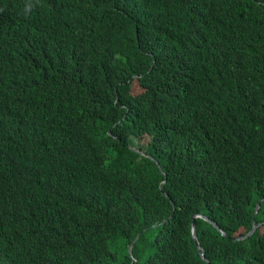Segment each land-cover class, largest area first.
Returning a JSON list of instances; mask_svg holds the SVG:
<instances>
[{
	"label": "trees",
	"instance_id": "trees-1",
	"mask_svg": "<svg viewBox=\"0 0 264 264\" xmlns=\"http://www.w3.org/2000/svg\"><path fill=\"white\" fill-rule=\"evenodd\" d=\"M131 257L264 264V0H0V264Z\"/></svg>",
	"mask_w": 264,
	"mask_h": 264
},
{
	"label": "water",
	"instance_id": "water-1",
	"mask_svg": "<svg viewBox=\"0 0 264 264\" xmlns=\"http://www.w3.org/2000/svg\"><path fill=\"white\" fill-rule=\"evenodd\" d=\"M259 199H260V197H257V199L255 200L254 208L257 207V205L259 203ZM195 215H199V216L207 219L208 221H210L212 223V225L214 227H216L220 231V233H222L224 235H227V233L225 231H223L221 228H219V226L216 224V222L214 220H212L211 218H209L207 215H205V214H203L201 212H195V211H193V212L190 213V224H189L190 234H191L192 240H193L196 248L198 249V253L204 258L203 253H202V250L200 249L199 243H198L197 238H196V235H195V230H194V216ZM258 222L259 221L252 220L250 226L246 229V231H244L241 234L231 235L230 237L231 238H239V237H242V236L250 233L253 230V228L256 226V224ZM127 249H128V246H127ZM132 259L133 258L131 257V259L126 264H132Z\"/></svg>",
	"mask_w": 264,
	"mask_h": 264
}]
</instances>
